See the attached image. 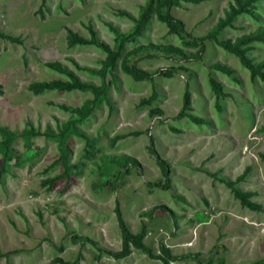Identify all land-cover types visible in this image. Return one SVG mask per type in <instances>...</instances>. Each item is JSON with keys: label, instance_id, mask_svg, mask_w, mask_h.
Here are the masks:
<instances>
[{"label": "rangeland", "instance_id": "rangeland-1", "mask_svg": "<svg viewBox=\"0 0 264 264\" xmlns=\"http://www.w3.org/2000/svg\"><path fill=\"white\" fill-rule=\"evenodd\" d=\"M150 1L0 0V32L20 40L0 37V264H264V83L205 37L233 0H152L134 33ZM252 12L217 38L264 24V0ZM88 26L119 49L105 70L100 46L66 44ZM246 56L258 63L264 44ZM48 61L100 92H33L67 79ZM116 207L141 234L124 256Z\"/></svg>", "mask_w": 264, "mask_h": 264}, {"label": "trees", "instance_id": "trees-1", "mask_svg": "<svg viewBox=\"0 0 264 264\" xmlns=\"http://www.w3.org/2000/svg\"><path fill=\"white\" fill-rule=\"evenodd\" d=\"M259 0H233L232 3L228 5V7L223 11V15L221 17H218L214 27L206 34L205 37L211 38L215 41L217 45H219L221 48L224 50L231 52L234 54L239 62L244 65L250 75L256 76L260 81L264 83V57L256 64H253L251 61V58H248L246 56V52L251 48V43L253 42H260L264 44V24H259L257 25L253 30H250L246 33H243L239 36L234 37L232 40L230 39H218L217 34L218 32L225 26H232V21L235 16L241 14V13H248L252 17H254L253 12H252V6L254 5L255 2ZM176 0H166L165 5L166 7H169L173 3H175ZM151 3L152 0L148 3V6L145 10V12L141 15V17L137 20L135 28L133 30L134 33H138L140 29L142 28L143 25V18L146 13L151 9ZM163 18L168 22V23H176L179 28H181V24L177 21H175L168 13H165ZM88 32L89 35L88 37H84L79 35L76 32H73L70 29H65V38H66V44L68 46H72L74 44H93L96 46H100L105 52L107 53V57L103 63V69L109 68L116 57L119 54V49L116 51H112L106 44L103 42L99 41L96 36L94 30L88 26ZM0 37L6 38L10 41L13 42H20L18 37H14L8 34H4L0 32ZM171 49V48H170ZM173 49V48H172ZM176 50V49H175ZM177 51V50H176ZM45 65L51 69H54L55 71L65 74L67 79L65 80H59V79H52L48 81H35L31 82L28 84V88L32 90L33 92H37L40 90L44 89H57V90H70V89H81V88H91L92 90L96 91V94L100 91L96 90L94 86L90 83H85L80 81L72 71L68 70L66 67L60 65L59 62L57 61H48L45 62ZM218 67V66H217ZM124 70H127L131 72V74L134 77H139V76H147L148 73L144 70L133 68L132 70L127 69L125 66H122ZM222 70L226 71L225 68H221ZM211 87L213 88L214 92L216 94L221 93V88L220 85L214 81H211ZM188 91L184 92V99H183V106H186L188 104ZM84 109H88V107H84ZM89 110V109H88ZM192 121H199L198 119L189 116ZM158 161L163 164L164 167L165 164L163 163L162 160L158 158ZM167 169L165 170V176L167 175ZM246 173L243 171L240 175H238L235 179L239 180L241 179L244 174ZM234 181H227L226 185L229 187L231 190L233 196L238 199L239 203L241 206L248 207L252 210H259L260 206L257 203L251 202L248 199V196L251 194V192H244L241 193L238 189L233 187ZM115 214L117 218V222L120 228V233H121V240H120V249L118 252L117 256H124L128 253V243L129 239L135 238V246L140 248V242L139 239L141 238V234H138L136 236H133L127 227L124 225L120 212L118 208H115ZM131 251V250H130ZM55 262H58L59 264H72L71 262L68 261H63L59 257L54 258Z\"/></svg>", "mask_w": 264, "mask_h": 264}]
</instances>
